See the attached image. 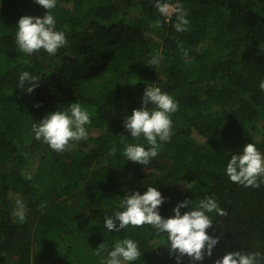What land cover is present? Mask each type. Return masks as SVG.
I'll list each match as a JSON object with an SVG mask.
<instances>
[{
	"label": "trees",
	"instance_id": "trees-1",
	"mask_svg": "<svg viewBox=\"0 0 264 264\" xmlns=\"http://www.w3.org/2000/svg\"><path fill=\"white\" fill-rule=\"evenodd\" d=\"M157 3L171 5L170 15ZM177 4L189 22L179 32ZM45 12L33 0H0V264H102L124 239L141 252L131 264H177L167 233L147 224L119 232L103 226L123 211L125 195L148 187L164 197V218L186 199L181 215L208 197L227 213H206L207 234L220 237L212 255L181 264H214L234 251L264 256V176L259 187H245L226 174L246 144L264 155V0H57L49 12L66 45L55 55H25L16 44L18 20ZM208 31L209 43L193 54L194 73L176 69L179 51ZM154 57L159 63L149 65ZM25 71L39 82L31 93L19 87ZM146 87H160L178 110L170 140L140 165L124 149L149 145L132 138L124 120L142 106ZM71 103L88 111V135L58 153L35 139L32 126ZM78 239L90 243L79 256Z\"/></svg>",
	"mask_w": 264,
	"mask_h": 264
},
{
	"label": "clouds",
	"instance_id": "clouds-1",
	"mask_svg": "<svg viewBox=\"0 0 264 264\" xmlns=\"http://www.w3.org/2000/svg\"><path fill=\"white\" fill-rule=\"evenodd\" d=\"M33 2L46 10L43 17L22 16L16 26V44L25 55L31 56L43 50L48 55H55L66 45L65 34L55 29L56 20L49 10L56 6V0H33ZM157 8L162 12L168 11V5L157 3ZM174 11L177 14L176 31L186 30L189 23L185 19L186 13L182 6L177 4ZM186 55V53H185ZM160 57H154L149 65H156ZM27 82V86H26ZM39 82L29 72H22L19 76V87L31 93ZM260 88L264 91V81ZM154 106L150 108L149 106ZM38 106V105H37ZM178 110V103L160 87H146L142 96V106L134 109L131 115L124 120V127L134 139L144 137L149 147L128 144L124 149L127 161L140 165H147L157 157L161 148L160 142H167L172 135L171 114ZM91 123L90 115L78 103H71L64 110H57L45 116L39 123H34L32 130L35 139L42 141L50 149L62 153L73 148L76 143L86 139L88 132L86 125ZM110 154H115V148ZM226 174L236 184L245 187H259L258 179L264 176V155L252 143L243 147L242 152L234 154L229 159ZM25 179H31L26 175ZM164 203V197L155 187H148L140 194L133 192L125 195L122 202L123 211H117L113 216L105 217L103 226L108 231H116L128 227L152 226L157 232L167 233L168 249L174 255L177 264H181L183 257L192 261H202L205 256H211L220 237L209 236L207 229L213 226L212 219L206 213L215 212L219 216H226L215 199L208 197L202 199L195 210L181 215L180 209L190 206L189 200L178 203L173 208L174 215L164 218L159 214V208ZM190 208V207H189ZM21 219L23 217L21 216ZM105 249L100 244L96 251L100 255ZM141 252L132 239L117 241L108 251L107 259L102 264H131L140 259ZM264 259L260 253H241L240 251L226 252L214 264H258Z\"/></svg>",
	"mask_w": 264,
	"mask_h": 264
},
{
	"label": "rangeland",
	"instance_id": "rangeland-1",
	"mask_svg": "<svg viewBox=\"0 0 264 264\" xmlns=\"http://www.w3.org/2000/svg\"><path fill=\"white\" fill-rule=\"evenodd\" d=\"M168 6L169 7H168V11L166 12V15H170V13L172 12V9H173L171 5H168ZM209 35H210V32L208 31L207 34L203 37L202 41L200 43H198L197 45L193 46L191 48V50L179 51V53L175 59V68L181 70L183 73H188L190 75L193 74L195 71V67H194V63H193V58H194L193 54L196 51H201V49L209 43ZM185 53H186V55H185ZM96 80H99V79H96ZM88 85L90 87L95 86L93 84V82H91V81H89ZM154 170L155 169L153 167H146L145 168L146 173H149V172L154 171ZM75 244H76L78 256L80 254L84 253V248H85V251L87 252L89 250V247H90V243L87 240H79Z\"/></svg>",
	"mask_w": 264,
	"mask_h": 264
}]
</instances>
